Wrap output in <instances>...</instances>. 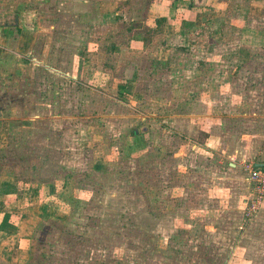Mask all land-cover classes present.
<instances>
[{"label": "rangeland", "instance_id": "374dc122", "mask_svg": "<svg viewBox=\"0 0 264 264\" xmlns=\"http://www.w3.org/2000/svg\"><path fill=\"white\" fill-rule=\"evenodd\" d=\"M217 5L211 46H190L176 67L107 49L128 27L103 18L107 1L0 0V23L33 33L36 48L23 58L18 46L19 69L5 65L12 48L0 52V97L18 100L0 115V174L45 184L51 202L27 264H264L263 206L245 220V173L215 152L222 139L264 159V0ZM87 55L83 86L45 68L78 76ZM207 111L219 137L197 119L172 124Z\"/></svg>", "mask_w": 264, "mask_h": 264}, {"label": "crops", "instance_id": "0c3cea01", "mask_svg": "<svg viewBox=\"0 0 264 264\" xmlns=\"http://www.w3.org/2000/svg\"><path fill=\"white\" fill-rule=\"evenodd\" d=\"M102 1H107L109 5L113 4L114 6L113 11H105L103 18H109L116 15L119 18L123 17L125 21H128L125 22V24L128 26L124 30L126 35L125 44L119 46V44L114 43L113 40L115 47L110 45V47H107V49H115L118 47V50L126 49L130 53H134L135 50L148 53L150 50L153 51L150 53L152 56L150 57L149 54L148 57L150 58V63H152V65L159 63L169 64L170 66L177 67L182 64L184 66V62L187 58L190 60V62L193 59L190 53L183 52L186 50L188 51L190 46V48H192L200 44L201 48L207 47L206 49H209L211 44L209 40H205L204 36V34L209 33V31H207V29H203L204 22L208 21L210 18H213L212 14L217 15L215 13L216 10L212 8L218 6V2L222 0H148L145 2L143 0H126L127 2L123 3V6H121L124 7L123 11H121L122 9L119 8V3L121 2L119 0ZM159 19L161 21L160 23L157 22ZM202 32L204 38L202 39L201 43V41L198 40L199 38L196 39L195 36L196 34ZM21 34L22 36L19 37L10 26L0 23V52L1 50L7 49L8 47L12 48V54H8L9 59H7L5 65L9 63L10 65L15 66L17 69H19L18 63L20 58L18 53L20 49L18 46L24 48L25 55L22 56L23 58H27L26 56L32 54V52L36 49L33 33L26 30L22 31ZM15 35L16 39L14 40ZM19 38L22 39L19 40ZM205 44H207V46H205ZM183 48L187 49L184 50ZM183 55L186 56V58L183 57ZM87 58L88 55L84 58L78 56V76L67 75V73L62 72L60 68H53L51 65H49L50 67L48 68L46 67L48 65H46L45 68L48 71L52 70L51 72H54V77L58 79L61 78L62 80H65L71 78L72 80L76 81L78 78V84L83 86L82 80L85 82H91L93 81L94 77L91 74H84V67H87L92 63V61ZM54 60H56V62L58 61L57 59ZM27 61H30V63L34 66H39L38 64H35V61H39L37 56H34L33 58L31 57V59H27ZM106 63L109 65L112 64L108 61H106ZM60 64L61 63H59V65ZM131 64L133 68H130V70L132 73H134V71L137 69L135 68L137 67V59L132 60L130 65ZM61 65L64 66V63ZM102 67H105V70L107 68H112L111 66H107V64ZM131 82L132 80L130 83ZM91 84L92 83H88L87 86H92ZM57 94H59V92L55 93V95ZM17 101L18 100L13 99L12 95L6 94L4 97L1 96L0 115H2V109L6 108V104ZM48 106L50 108H54L52 103H49ZM187 106L188 104H186V107ZM74 109L76 108L74 107ZM160 110L162 112V108ZM209 114V111H207V113L186 114L187 116H183L184 120L181 118L182 120H179V122L174 119L172 124H179L186 121V127L188 128L190 123L189 120L197 119L203 124L201 127L202 132L219 137L217 133L218 127L212 125V123L209 122L211 117ZM180 117L181 116L178 118ZM1 119L2 122H0V137L3 135L2 128L8 121L4 117H1ZM205 123L208 124L207 127L209 131L204 129ZM171 127L173 128V125H171ZM211 127L213 128L211 129ZM221 141L219 142V147L215 150V152L218 153L219 156L228 159L227 162L229 167H235V165L231 163V160H237L238 163H241L243 160L253 161L256 164L264 163L263 158L257 159L256 157H252L253 153H249L250 151L247 149L242 151L240 146L231 149L227 147L225 149V145L224 143H221ZM0 142L3 141L0 140ZM207 152L213 153L211 149L207 150ZM179 155L181 154H175L174 158H178ZM237 166L240 168V164H237ZM15 177L16 176L9 173L0 174V264L28 263L29 258L32 256V242L37 235L36 232L40 224H43L46 221V213L49 212L46 210H48L49 203H51L45 201L48 195V189L45 184L33 185L32 182L23 183V186L27 187V192L25 196H18ZM243 178L245 186L242 188L243 193L241 195L243 198L242 212H244L247 197L250 191V184L245 174ZM221 179L222 178H220V180ZM221 183L224 186V183L220 182V184ZM225 190L228 189L225 188ZM56 203L57 201H55L54 205L61 209V207H59V205ZM262 206L263 208L260 210L261 212H257L259 213V217L255 219V223L264 220V203ZM224 212L225 210H222V215ZM221 222L223 223V220Z\"/></svg>", "mask_w": 264, "mask_h": 264}, {"label": "built area", "instance_id": "2783aa9c", "mask_svg": "<svg viewBox=\"0 0 264 264\" xmlns=\"http://www.w3.org/2000/svg\"><path fill=\"white\" fill-rule=\"evenodd\" d=\"M240 167L250 184L244 209V218L249 220L261 209L264 203V168L257 167L253 161L249 160L241 161Z\"/></svg>", "mask_w": 264, "mask_h": 264}, {"label": "trees", "instance_id": "16d2710c", "mask_svg": "<svg viewBox=\"0 0 264 264\" xmlns=\"http://www.w3.org/2000/svg\"><path fill=\"white\" fill-rule=\"evenodd\" d=\"M157 22L160 23L161 22L160 19ZM15 180H16V183H17V195L20 196V197L25 196V194L27 192V187L23 186L24 182H21L17 177H15Z\"/></svg>", "mask_w": 264, "mask_h": 264}, {"label": "water", "instance_id": "95a60500", "mask_svg": "<svg viewBox=\"0 0 264 264\" xmlns=\"http://www.w3.org/2000/svg\"><path fill=\"white\" fill-rule=\"evenodd\" d=\"M256 166H257V167H260V168H264V163H262V164H258V163H257Z\"/></svg>", "mask_w": 264, "mask_h": 264}, {"label": "flooded vegetation", "instance_id": "af4514ba", "mask_svg": "<svg viewBox=\"0 0 264 264\" xmlns=\"http://www.w3.org/2000/svg\"><path fill=\"white\" fill-rule=\"evenodd\" d=\"M256 164V163H255Z\"/></svg>", "mask_w": 264, "mask_h": 264}]
</instances>
